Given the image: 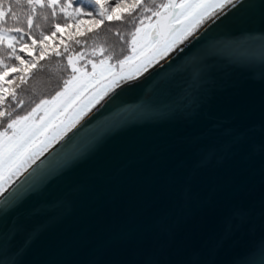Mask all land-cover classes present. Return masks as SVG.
<instances>
[{"label":"water","instance_id":"water-1","mask_svg":"<svg viewBox=\"0 0 264 264\" xmlns=\"http://www.w3.org/2000/svg\"><path fill=\"white\" fill-rule=\"evenodd\" d=\"M240 2L7 185L0 264H264V0Z\"/></svg>","mask_w":264,"mask_h":264},{"label":"trees","instance_id":"trees-1","mask_svg":"<svg viewBox=\"0 0 264 264\" xmlns=\"http://www.w3.org/2000/svg\"><path fill=\"white\" fill-rule=\"evenodd\" d=\"M164 1L139 0L134 11L124 8L113 13L122 14V19L97 24L93 22L98 19L94 0H55L54 5L52 0H0V10L5 12L0 17V32L8 34L3 39L0 36V85H5L0 93L4 96L0 129L65 85L73 73L67 61L70 56L89 45H108L116 36L129 34L154 16ZM75 9L92 13L93 19L78 17Z\"/></svg>","mask_w":264,"mask_h":264},{"label":"snow or ice","instance_id":"snow-or-ice-1","mask_svg":"<svg viewBox=\"0 0 264 264\" xmlns=\"http://www.w3.org/2000/svg\"><path fill=\"white\" fill-rule=\"evenodd\" d=\"M29 2L31 3L32 0H29ZM36 2L39 3V0H36ZM94 2L98 6L96 12L98 19H93L92 13H84L81 9H75L77 16L87 15L90 19H93L94 23L102 24L105 21L122 19V14L113 16L116 9L128 8L130 11H134L139 6V0H136L135 3L131 0H129V3H125L124 0H113L112 4H108L107 0H94ZM54 3L55 0H52L53 5ZM234 3H236V0H198V2L168 0L167 3L161 5L162 11L153 13L157 20L154 26H150V33L141 28L136 29L131 42L130 54L118 62L119 72L112 71L110 66L105 68V62L101 61V71L98 76L97 65L93 64L92 77L86 82H82L81 77H74L73 80L65 82L64 91L57 93V96L53 98V103H56L63 97H68L64 107L76 100L90 86L98 85V87L93 88L86 99L77 105L66 123L62 121L55 131L44 136L42 140H38V134L43 132L48 125L43 124L36 127L34 123H31L32 117L48 101H41L32 112L25 116H18L9 120L7 128L0 131V168H2V171H0V195L6 191L4 185L9 184L13 177H17L35 164L36 160L54 141L62 139L109 92L124 82L133 80L170 51L181 44H185L188 37L192 36L201 25L210 22L208 27H211L212 24L217 23L216 18L218 15L224 13V16H226L225 8ZM242 3L243 0L237 6L242 7ZM3 16H5V12L0 10V17ZM223 18V16L220 17L221 20ZM15 31L19 32L21 29L17 28ZM205 31H207V28H205ZM141 33L142 35H139ZM196 38L199 39V37ZM9 47H12V45L10 44ZM69 64L72 65L74 73L80 71L72 64L71 58H69ZM4 88L5 85H0V93L3 92ZM70 92L73 93L71 96H69ZM3 99L4 96L0 95V100ZM3 115L4 113L0 112V116ZM9 129L12 130L10 135L8 134Z\"/></svg>","mask_w":264,"mask_h":264},{"label":"rangeland","instance_id":"rangeland-1","mask_svg":"<svg viewBox=\"0 0 264 264\" xmlns=\"http://www.w3.org/2000/svg\"><path fill=\"white\" fill-rule=\"evenodd\" d=\"M167 2H168V0H165L163 3L165 4ZM176 2H179V0H176ZM190 2H198V0H190ZM122 9H124V8H122ZM122 9H116V11H119V10H122ZM159 11H162V9H160ZM152 17L149 18L148 21L143 22L142 24L137 26L129 34H126V35L121 34L119 36H116V38L108 45H106V44L105 45L104 44L89 45L88 47H86L82 51L74 54L73 56H70L69 58H71L72 64H74L77 69H80V71L75 72V73L73 72L72 76L67 81L73 80L74 77H81L82 82H86L88 79H90L92 77L93 64L97 65V76H98L99 72L101 71V68H100L101 61L105 62V64H104L105 68H108L110 66L112 71L119 72L120 71V66H119L118 62L120 60H122L125 56L130 54V52H131V42H132L133 34L136 33V29L137 28H141L143 30H147L150 33L151 32V27L150 26H154L156 24V20H157V17L155 15L152 16ZM6 32L7 31L0 32L1 38L4 37V36H8V34ZM139 35H142V33L139 34ZM5 39L8 41L7 38H5ZM69 58L67 59L68 63H69ZM69 66H70V68L72 70V65L69 64ZM83 74H86V75H83ZM126 82H124V83H126ZM94 87H98V85L90 86L87 90H85L79 97H77V99H78L77 102L68 111H66V109H67V107L70 104L67 107H64V104L67 101L68 97H63L58 102L53 103V98H55L57 96V93H61V92L64 91V88H65V85H64L61 89H59L52 96H50L48 98H45V99H42L38 103H36L30 109V111H28V112L27 111H25V112L22 111L17 116L12 117V119H15L18 116H25L28 113L32 112V110L34 108H36L37 105H39L41 103V101H48L47 104L43 105V107L38 109L36 114L32 117V121H31V123H34L36 125V127H40L43 124H47L48 125L46 128H44L43 132H40L38 134V140H42L44 138V136L49 135L53 131H55L57 126L62 121L65 122V123L67 122V120L72 116L73 111L77 107V105L82 100H84V99H86L88 97V95L91 93V91L93 90ZM72 94L73 93L70 92L69 96H71ZM104 99H102V100H104ZM97 105L98 104H96L93 108H95ZM0 112H2V111H0ZM12 119H10V120H12ZM50 125H54V126L48 132L45 133V131L48 129V127ZM6 128H7V123L5 124V126L2 129H0V131H4ZM11 131H12L11 129L8 130V134L9 135L11 134ZM55 142L56 141H54L53 143H55ZM0 171H2V168H0ZM14 178H16V177H13V179ZM7 185L8 184L4 185V187L6 188Z\"/></svg>","mask_w":264,"mask_h":264},{"label":"bare ground","instance_id":"bare-ground-1","mask_svg":"<svg viewBox=\"0 0 264 264\" xmlns=\"http://www.w3.org/2000/svg\"><path fill=\"white\" fill-rule=\"evenodd\" d=\"M116 89H117V88H116ZM113 91H114V90H113ZM113 91H111V92H113ZM111 92H110V93H111ZM110 93H109V94H110ZM109 94H107L105 97H107ZM105 97H104V98H105ZM104 98H103V99H104Z\"/></svg>","mask_w":264,"mask_h":264}]
</instances>
